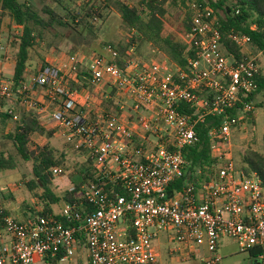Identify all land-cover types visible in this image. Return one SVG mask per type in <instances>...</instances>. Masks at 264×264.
<instances>
[{"label": "built area", "instance_id": "1", "mask_svg": "<svg viewBox=\"0 0 264 264\" xmlns=\"http://www.w3.org/2000/svg\"><path fill=\"white\" fill-rule=\"evenodd\" d=\"M186 6L187 49L194 48L195 57L184 68L166 56L140 61L132 48L122 56L106 43L101 54L47 59L16 87L1 81L0 112L17 121L12 103L18 102L37 114L42 126L51 125L73 151L85 153L93 179L78 191L69 186L73 201L53 214L18 219L0 206V264H36L60 253L61 261L69 260L82 248L87 264H160L154 242L161 233L174 260L218 264L224 239L241 252L264 248V186L256 173L243 170L237 160L243 153L237 158L234 144L254 114L253 102L245 101L260 73L247 51L251 37L228 34L241 53L236 60L221 42L214 9L195 1ZM82 74L97 99L88 88H70ZM108 89L119 98L114 111L101 105ZM207 117L218 119L208 131L207 178L169 192L186 173L182 149L197 141L196 126ZM61 173L53 169L54 176ZM258 259L264 261V253Z\"/></svg>", "mask_w": 264, "mask_h": 264}, {"label": "trees", "instance_id": "2", "mask_svg": "<svg viewBox=\"0 0 264 264\" xmlns=\"http://www.w3.org/2000/svg\"><path fill=\"white\" fill-rule=\"evenodd\" d=\"M49 1L51 4L42 5L40 11L44 16H41L29 0H0L1 16L7 14L14 28L17 29L16 35L13 36L16 53L14 55L12 81L15 83V87L23 79L27 62L30 58V51L38 41L43 39V32L53 29L55 26L64 27L67 29V34L64 36L66 39L73 35V32L80 33V31L85 30L90 33L93 29V21L97 18L102 19L101 12L107 7L106 5H97L94 1L86 0L77 5L76 9H72L66 2L75 5L76 0ZM191 1L208 3L214 9L215 15L220 22L221 42L236 60L241 58V53L239 48L227 38L230 32L249 35L251 37L250 47L257 53L259 52L262 55V59H264V0H139V7L129 6L118 0L114 3L122 23L129 32H133L129 40V46L136 42L138 45L151 44L162 51L170 62L180 68H184L187 58L192 59L195 57V49H187V43L183 44L172 35L164 36L167 14L165 5L169 4L182 8L185 7L186 2ZM55 6H59L63 13L60 14ZM189 23V12H185L182 19L185 34L189 32ZM252 25L256 26L254 32L249 30ZM104 45L99 46V54L102 53ZM120 53L122 54L123 52L120 51ZM116 63L120 66L123 65L121 60H117ZM256 82L258 85L256 92L245 99V101H252L256 106L260 107L258 103H255V98L258 95H264V69L260 70L259 75L256 77ZM81 87L88 88L93 99L98 98L97 90L85 78V74L81 75L80 84L70 83V88L72 89H80ZM107 93L111 97L114 90L108 89ZM238 107L240 108L241 105ZM181 110L189 112L185 107H182ZM234 113L230 112V114ZM251 117L253 118V115ZM252 118L250 120L251 123H253ZM7 121H12L11 116L0 112V124L5 125ZM217 123V118L207 117L203 122L197 124V141L193 145L182 149V155L187 164L186 173L181 180L170 187L169 192H172L173 189L181 188L185 181L197 182L200 179L207 178L206 168L212 162L208 131L212 126H216ZM54 134V130H46L39 122L37 116L29 111L20 112L19 119L14 121L13 129L6 135L0 134L3 139L12 143L18 156L23 161L31 163L32 179L26 182L25 185L27 190L34 195L38 203L43 207L37 204L36 207L40 209L37 211L32 210L31 215L53 214L55 213L52 210L53 205H57L60 201H73V192L66 190L65 194L59 197L52 190V182L55 178L53 169L65 165V155L57 152L48 141L31 146L34 136L45 137L49 140L53 138ZM262 146H264V137H262ZM241 162L244 165L243 170L246 173H256L262 186H264V154L247 149L241 157ZM15 168L16 163L14 160L0 153V171L15 170ZM198 169L201 170V173L196 175L195 172ZM92 179L93 169L91 161L88 159L82 169L70 177V182L74 190L78 191L81 186ZM105 187L106 189L110 188L109 186ZM38 191L40 193H37ZM1 210L5 215L9 214L2 207ZM248 253L252 259L259 262L258 255L264 253V248H254L249 250ZM61 259L62 254L60 253L55 258L44 259L42 263L56 264ZM260 262L264 264V261Z\"/></svg>", "mask_w": 264, "mask_h": 264}, {"label": "rangeland", "instance_id": "3", "mask_svg": "<svg viewBox=\"0 0 264 264\" xmlns=\"http://www.w3.org/2000/svg\"><path fill=\"white\" fill-rule=\"evenodd\" d=\"M35 9L41 16V7L43 4H51L49 0H29ZM86 0H76L75 5L66 2L72 9H76L77 5L83 3ZM95 2V4L106 5L107 7L101 12L102 19H95L93 21L92 32H87L85 30L78 32H73L69 38L64 36L67 34V29L64 27L55 26L53 29L43 32V39L38 41L37 44L30 51V63L28 64L29 71L28 74H34L39 70L41 66H45L46 60H56L57 62L63 60L70 54H80V55H91L96 54L100 50L99 46L106 43L114 46L119 52H123L122 56H125L130 48H132V53L134 57L140 61H147L150 59L159 58L163 59L162 51L158 48L152 46L151 44L134 43L129 46V40L133 32H129L126 26L122 23L119 13L117 11L115 1L117 0H90ZM126 3L129 6L139 7V0H118ZM187 4V2H186ZM179 7L166 4V23L164 29V36L172 35L177 40L183 44L187 43L188 38L185 34V29L182 26V19L184 18L185 12L187 11V6ZM56 10L62 14L63 10L59 6H55ZM1 16V11H0ZM145 18V16H144ZM17 29L11 23L10 17L7 14L1 16L0 23V33L2 36L3 49L0 50V83L3 79L11 75L12 66L10 65V60H14V55L16 53V46L13 44ZM97 50V51H95ZM247 51L256 57L260 70L264 69V59L262 55L251 47L247 48ZM100 52V51H99ZM168 59V58H167ZM169 60V59H168ZM9 63V64H8ZM119 98L115 93L107 99L102 100V107L108 111L116 110ZM255 103H258L260 107L256 106L254 103V114L253 123L250 121L246 125L245 130L236 137L234 144L236 148V157L239 158V154H242L247 149L255 150L259 153L264 154V146H262V137H264V95H258L255 98ZM11 103H6L5 106H9ZM12 106L16 109V112H26L18 102H13ZM14 121H7L5 125L0 124V134L6 135L13 129ZM46 130H52L51 125L46 127ZM55 131V130H54ZM31 146L38 143H45L48 141L53 148L59 153L65 155V165L60 167L62 169V174L60 176H55L52 182L53 192L62 197L65 191L71 186L70 177L74 175L78 170H81L83 165L87 163L86 160L80 158L81 156L73 151L64 142V137L57 134L55 131L54 137L47 140L45 137L35 136ZM38 142V143H37ZM0 153L5 156L11 157L16 163L15 170H1L0 171V191L7 193L10 191L14 203L20 206L17 209L19 212H23L25 206H31V210H39L36 207L41 204L34 198L32 193H29L26 187V182L32 179L31 174V163L23 161L17 154L14 146L9 140L3 139L0 136ZM242 156H240L241 158ZM238 162L240 159H237ZM8 189V190H7ZM39 192V191H38ZM12 201V200H8ZM63 201L57 203V205L52 206L54 212H58ZM24 207V208H23ZM22 208V210H21ZM43 208V207H42ZM26 215H31L32 211L25 210ZM14 215V214H13ZM15 217V215H14ZM158 248L160 255V264H205L198 258H191L189 260H174L170 259L166 254V236L161 233L158 239L154 242ZM219 255L221 260L218 264H255V260L249 256L248 252H241L237 243L224 239L221 242L219 248ZM36 264H43L42 262ZM56 264H87L86 251L84 248L75 252V254L69 260H62ZM262 264V263H261Z\"/></svg>", "mask_w": 264, "mask_h": 264}, {"label": "crops", "instance_id": "4", "mask_svg": "<svg viewBox=\"0 0 264 264\" xmlns=\"http://www.w3.org/2000/svg\"><path fill=\"white\" fill-rule=\"evenodd\" d=\"M10 65L12 66V71H11V75L10 76H8V77H6V79H3V80H12V74H13V67H14V60L12 59V60H10ZM8 63V64H9ZM30 63V58H29V60H28V62H27V68H26V72H27V74H28V71H29V67H28V64ZM42 67V66H41ZM40 67V68H41ZM39 68V69H40ZM98 94V93H97ZM99 96V95H98ZM39 99H42L41 97L39 98ZM35 114V113H34ZM36 116H37V114H35ZM37 118H38V120H39V117L37 116ZM39 122L41 123V121L39 120ZM45 129H47L45 126H43ZM35 137V136H34ZM33 137V139H35ZM54 137V136H53ZM36 140V139H35ZM38 143V142H37ZM39 144H41V143H39ZM77 154H79L81 157L80 158H82L83 160H88L87 159V157H86V155H85V153L84 152H76ZM8 190V189H7ZM29 193H31V192H29ZM37 193H40V192H37ZM34 196V195H33ZM35 198V197H34ZM36 199V198H35ZM8 200H12V201H8ZM13 201H15L14 199H13V197H12V195H11V193H10V191L8 190V192L7 193H5V192H2V191H0V206L2 207V208H4L10 215H12V216H14L15 215V218H18V219H25V218H27V217H29L30 215H26V212H25V210H28V211H32L31 209V206H25V208H24V211L23 212H19L17 209H19L20 208V206H18L16 203H14ZM21 210H22V208H21ZM14 214V215H13ZM220 245H221V243H220ZM220 245H219V248H220ZM219 248H218V251H219ZM256 262V261H255ZM262 262H256L255 264H261Z\"/></svg>", "mask_w": 264, "mask_h": 264}]
</instances>
